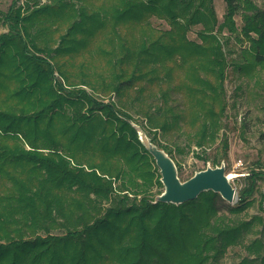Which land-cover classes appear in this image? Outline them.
<instances>
[{
  "label": "trees",
  "instance_id": "trees-1",
  "mask_svg": "<svg viewBox=\"0 0 264 264\" xmlns=\"http://www.w3.org/2000/svg\"><path fill=\"white\" fill-rule=\"evenodd\" d=\"M225 1L223 22L213 0L0 9V264H221L235 246L247 252L237 264H264V218L242 217L264 167L227 211L213 191L155 203L161 174L132 125L179 174L174 148L207 163L221 144L214 166L228 157L223 32L238 31L240 14L251 50L238 68H264V5ZM256 224L260 236L246 243Z\"/></svg>",
  "mask_w": 264,
  "mask_h": 264
},
{
  "label": "rangeland",
  "instance_id": "rangeland-1",
  "mask_svg": "<svg viewBox=\"0 0 264 264\" xmlns=\"http://www.w3.org/2000/svg\"><path fill=\"white\" fill-rule=\"evenodd\" d=\"M12 1L0 0V9L6 11ZM255 1L259 5H264V0ZM20 2H23V0H20ZM213 4L218 21L223 22L227 11L226 1L213 0ZM234 19L238 31L233 32L230 30V26L227 25L223 32L225 36L223 40H228V43L225 41L224 44L230 64L227 68V78L225 80L228 100L227 115L224 118L226 128L221 132V135L226 133L228 137V157L222 161L225 162L226 173L234 175L231 182L237 190L239 199V191L246 187L249 181L247 175L252 170L260 171L259 166L264 167V68L256 67L255 70L247 73L240 72L238 65L243 62L242 50L249 48L247 50L250 51L251 48L249 40L240 34L241 27L244 24L242 16L237 14ZM153 25L167 28L165 22L156 19L153 20ZM200 27L196 26L189 33V37L196 38V31ZM3 30H5V27L0 25V31ZM255 78H257V81ZM159 135L161 134L159 133ZM161 139L165 141L163 137ZM216 148L214 146L207 150L211 156L207 163L197 158L193 152L179 154L174 148L175 159L181 166L179 174L181 179H188L196 171L206 168L208 163L214 166L212 157L218 155L220 158L222 152L221 144ZM194 149L197 150L196 147ZM249 199L251 204L244 211L242 217L244 219H252L254 216L264 218V176L257 180L256 190ZM227 205L228 203L221 199L219 203L221 211H227ZM260 229L261 227L256 224L247 235L246 243H250L254 238L260 236ZM244 256H247L244 248L241 246L231 247L221 258V264H237Z\"/></svg>",
  "mask_w": 264,
  "mask_h": 264
},
{
  "label": "water",
  "instance_id": "water-1",
  "mask_svg": "<svg viewBox=\"0 0 264 264\" xmlns=\"http://www.w3.org/2000/svg\"><path fill=\"white\" fill-rule=\"evenodd\" d=\"M132 125L138 131L140 142L154 157L161 174L163 191L156 195L154 202L172 203L175 205L196 199L205 191H213L221 196L228 204L238 201L237 190L231 179L234 175L226 173L225 162L220 165L207 164L206 168L196 171L191 177L182 180L178 166L170 154L155 144L149 134L136 123Z\"/></svg>",
  "mask_w": 264,
  "mask_h": 264
}]
</instances>
